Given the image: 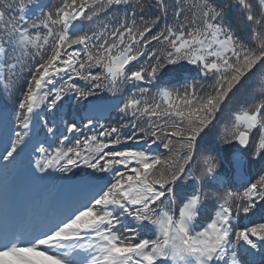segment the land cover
Listing matches in <instances>:
<instances>
[{
  "label": "snow or ice",
  "instance_id": "6c2138e0",
  "mask_svg": "<svg viewBox=\"0 0 264 264\" xmlns=\"http://www.w3.org/2000/svg\"><path fill=\"white\" fill-rule=\"evenodd\" d=\"M0 183V264H264V0H0Z\"/></svg>",
  "mask_w": 264,
  "mask_h": 264
},
{
  "label": "trees",
  "instance_id": "16d2710c",
  "mask_svg": "<svg viewBox=\"0 0 264 264\" xmlns=\"http://www.w3.org/2000/svg\"><path fill=\"white\" fill-rule=\"evenodd\" d=\"M259 219V217L257 218V220Z\"/></svg>",
  "mask_w": 264,
  "mask_h": 264
}]
</instances>
